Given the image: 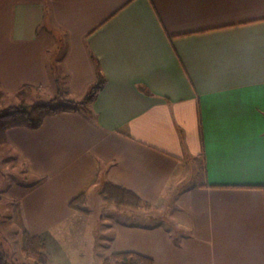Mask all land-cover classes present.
<instances>
[{"label":"crops","instance_id":"crops-1","mask_svg":"<svg viewBox=\"0 0 264 264\" xmlns=\"http://www.w3.org/2000/svg\"><path fill=\"white\" fill-rule=\"evenodd\" d=\"M99 68L90 113L7 132L0 157L38 184L4 197L0 249L28 232L49 264L87 248L97 264L115 252L264 264V0H0L7 105L25 86L29 100H81ZM106 182L157 210L105 204ZM81 194L98 209L71 208ZM168 201L180 208L170 227L158 216Z\"/></svg>","mask_w":264,"mask_h":264},{"label":"trees","instance_id":"trees-1","mask_svg":"<svg viewBox=\"0 0 264 264\" xmlns=\"http://www.w3.org/2000/svg\"><path fill=\"white\" fill-rule=\"evenodd\" d=\"M106 77L99 68L97 81L89 88L81 100H74L64 93L59 94L51 102L26 103L27 91L31 86L23 87L17 94L20 103L11 106L7 112H0V146L7 144V132L13 128L25 127L33 130L41 128L45 119L59 113H73L84 111L90 113V107L96 102L99 93L106 84ZM58 82V79H57ZM146 93H150L146 90ZM36 184H38L36 182ZM85 194H81L70 202L73 209H81ZM102 201L121 210L156 211L157 207L143 200L130 189L106 182L102 186ZM22 253L27 260L33 263L23 264H49L50 258L46 251L44 238L24 232L22 237ZM0 264H17L9 252L0 249ZM103 264H156L149 256L136 252H115L107 256Z\"/></svg>","mask_w":264,"mask_h":264},{"label":"rangeland","instance_id":"rangeland-1","mask_svg":"<svg viewBox=\"0 0 264 264\" xmlns=\"http://www.w3.org/2000/svg\"><path fill=\"white\" fill-rule=\"evenodd\" d=\"M55 91H50V92H46V93H42L40 95H33L32 100L26 99V103L27 104H32L34 102H38L40 100L48 103H55V102H51L52 101V97L55 96ZM0 101L1 98H0ZM34 101V102H33ZM14 102V103H13ZM11 102V104H16L18 105L20 103V101L18 100ZM2 105H0V112L5 113L8 111V109L10 108V105H7V101L4 99L2 101ZM7 162V164L5 163ZM12 163L11 159L8 157V159L3 161V159L0 157V205H8L10 206L12 204V202H10V200H5L4 197L9 196V195H17L20 194L24 191H27L30 187H34L36 185V181L34 180H30L29 178L26 177V174H22L21 170H17L15 165H11L9 163ZM11 165V166H10ZM97 196V195H96ZM100 204L99 200H97V198H95L92 196L91 197V201L88 203H83L81 205V207L85 210V211H93L96 209H98L97 205ZM176 204V203H175ZM173 205L172 203H169V201L166 203V205L164 207L161 208L160 213L158 214V216L161 217H165V222L168 225V221L171 220V216L176 213L178 214L180 212V208L178 206V204ZM170 227V225H168ZM5 235V234H4ZM10 240L12 243V247L13 250L11 251L10 249H7L8 252L11 254L12 259L15 263L17 264H23V263H33L30 260H27L23 253H22V240L21 238L17 237L15 233L10 234ZM45 241V239H44ZM46 244V241H45ZM81 248V247H79ZM46 251H47V244H46ZM48 253V251H47ZM49 255V254H48ZM98 255V254H97ZM50 258V256H49ZM50 263V262H49ZM70 264H97V261L95 260L94 257V252H91V250H76L74 255L72 256L71 261L69 262ZM103 264V262H102Z\"/></svg>","mask_w":264,"mask_h":264}]
</instances>
